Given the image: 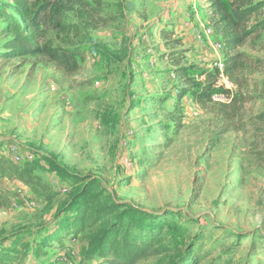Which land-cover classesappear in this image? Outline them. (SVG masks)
Listing matches in <instances>:
<instances>
[{"label": "rangeland", "instance_id": "1", "mask_svg": "<svg viewBox=\"0 0 264 264\" xmlns=\"http://www.w3.org/2000/svg\"><path fill=\"white\" fill-rule=\"evenodd\" d=\"M30 1L62 4L63 24L42 23L35 43L74 50L77 68L0 56V157L39 161L57 192L47 201L0 177L1 250L14 239L34 247L85 194V214L98 218L19 264H88L92 242L127 208L159 223L153 251L134 264H264V31L230 50L242 54L231 81L210 0ZM4 14L22 22L14 1L0 0V52L13 38ZM199 82L211 83L208 102L179 98Z\"/></svg>", "mask_w": 264, "mask_h": 264}, {"label": "trees", "instance_id": "2", "mask_svg": "<svg viewBox=\"0 0 264 264\" xmlns=\"http://www.w3.org/2000/svg\"><path fill=\"white\" fill-rule=\"evenodd\" d=\"M13 1L22 22L4 14L6 29L13 38L7 46V52H0V56L8 59L39 53L66 73L74 72L77 68V54L74 50L35 43L42 23L54 24L56 27L63 24L60 8L62 4L54 3L52 5L49 2L36 4L30 0ZM78 2L84 3L85 0H78ZM210 7L213 30L220 37L226 51L223 60V74L231 81H235V72L240 68L239 58L242 54H232L230 50L243 45L247 39L264 31V17L261 18L264 14V0L257 2L235 0L233 5H229L223 0H210ZM46 10L47 14H45ZM175 71L177 76H183L186 73V68L176 66ZM215 72L218 74V69H215L211 76L215 75ZM179 93V98L190 93L196 103L203 105L211 99L213 89L210 82H199L191 84L190 87L181 88ZM260 119L264 120V116H261ZM42 160L48 164L51 171L58 173L61 177H75L51 158L42 157ZM39 163V161L17 163L11 158L0 157V177L16 179L29 187L37 197L50 201L57 195V192L52 190L50 184L36 173ZM1 201L2 197L0 196ZM86 207H88V199L85 194L74 196L65 206V210L74 211L71 221L67 217L61 219L56 223L55 228L43 236L40 243H36L34 247L28 242L14 239L2 250L0 248V264H19L26 258L29 250H32L35 258H38L45 253V248L53 247V242L61 247L67 236L80 234L87 226L91 225L92 221L98 218V213L87 216L85 214ZM147 218L151 220L146 223ZM156 219L154 215H146L132 208H127L116 214L110 226L97 235L84 254L85 263L91 264L92 261H97L96 264H100L103 261L104 264H134L139 261L153 251L151 247L156 241L155 229L159 224ZM124 225L125 228L120 231V227ZM147 229L149 230L147 231ZM179 230V227L175 229L176 235L180 234ZM41 264L63 263L48 261Z\"/></svg>", "mask_w": 264, "mask_h": 264}, {"label": "built area", "instance_id": "3", "mask_svg": "<svg viewBox=\"0 0 264 264\" xmlns=\"http://www.w3.org/2000/svg\"><path fill=\"white\" fill-rule=\"evenodd\" d=\"M12 158H13L12 160H14V161H21L22 160V158L18 154H16L15 152H14V155Z\"/></svg>", "mask_w": 264, "mask_h": 264}]
</instances>
